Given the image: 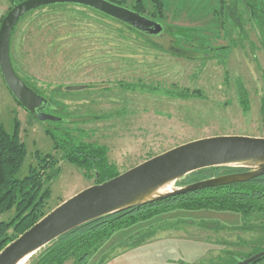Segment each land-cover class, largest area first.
<instances>
[{
	"label": "rangeland",
	"instance_id": "rangeland-1",
	"mask_svg": "<svg viewBox=\"0 0 264 264\" xmlns=\"http://www.w3.org/2000/svg\"><path fill=\"white\" fill-rule=\"evenodd\" d=\"M21 1L0 0V25ZM114 1L134 10L138 0ZM252 1L264 8V0ZM142 2V13L166 23L177 46L194 50L191 44L199 42L218 47V53L204 59L173 55L121 22L70 4L37 9L14 30V69L53 102L47 113L65 118L37 120L15 100L0 73V121L11 133L19 127L28 150L19 176L38 163L36 151L51 155L48 175L60 168L48 184L46 211L96 181L88 180L87 171L55 148L48 131L58 139L69 132L77 141L102 149L120 173L193 140L216 135L264 137V29L258 38L241 0L236 3L243 15L242 36L226 18L225 0ZM71 85L88 87L67 90ZM220 173L224 171L215 176ZM88 174L93 176V171ZM196 176L205 172L192 177ZM185 180L167 186L177 189ZM184 205H158L156 215L119 230L86 264H234L238 259L234 255L264 249V231L243 229L239 215ZM13 215L3 214L0 220ZM8 234L12 239L18 236L14 226Z\"/></svg>",
	"mask_w": 264,
	"mask_h": 264
},
{
	"label": "water",
	"instance_id": "water-1",
	"mask_svg": "<svg viewBox=\"0 0 264 264\" xmlns=\"http://www.w3.org/2000/svg\"><path fill=\"white\" fill-rule=\"evenodd\" d=\"M243 1L250 10L247 0ZM58 4L90 8L151 38L164 30L161 23L109 0H24L13 5L0 26V73L15 100L41 122L64 121L65 118L47 113L46 109L53 108V103L16 72L11 58V41L16 26L29 13ZM254 26L261 37L255 22ZM177 53L187 55L182 50H177ZM87 87L71 85L67 86V90L76 91ZM210 167H234L244 171L199 180L169 192H161L169 183ZM263 175L264 137L216 135L184 143L65 200L7 245L0 252V264H18L66 233L102 217L171 196L249 181ZM262 257L264 251L240 258L235 264H252Z\"/></svg>",
	"mask_w": 264,
	"mask_h": 264
},
{
	"label": "trees",
	"instance_id": "trees-1",
	"mask_svg": "<svg viewBox=\"0 0 264 264\" xmlns=\"http://www.w3.org/2000/svg\"><path fill=\"white\" fill-rule=\"evenodd\" d=\"M111 1L118 4V2L114 0ZM226 2L229 3V10L236 12V9L234 10L232 8V0H225V3ZM241 2L245 6V11L255 31L254 22L261 33V28L264 29V8H258L255 1L247 0L250 6L249 10L244 1L241 0ZM119 4L121 5V3ZM142 7V0H138L135 5L136 10L134 9V11L144 15L141 11ZM227 16L231 19L228 13ZM239 16L243 17L240 13ZM124 25L135 30L127 24ZM256 34L258 35L257 31ZM142 35L145 36L144 34ZM258 38L260 37L258 36ZM150 40L153 41L152 39ZM37 91L39 92V90ZM51 103L53 102L51 101ZM262 107L264 113V100ZM48 134H50L54 140L55 148L57 150H62L64 157L68 159L69 162L87 171L85 177L88 178V180L95 177V184L106 182L121 174L117 171L116 166L108 163L102 149L82 141H77L69 132L63 133L66 137L61 139L55 137L51 131H48ZM42 155V153L36 151L35 159L38 160L39 164L30 165L29 173L24 177L19 176L24 166L25 159L28 156L26 144L20 136L19 127L11 133L0 121V216L12 211L14 212L12 219L8 221L0 220V252L52 211L45 210L48 205L49 197L51 196V188L48 184L59 175L60 168H57L54 174L48 175V168L51 167V155ZM40 159L46 160V162L48 161L49 163H41ZM220 169L224 171V173L220 174L244 171L242 168L234 167H210L187 175L183 178L186 180L181 186L215 177ZM88 171H93V176H89ZM204 172L205 176L203 177H192L195 174ZM164 203L169 205L185 204L182 207H187L191 210L207 209L232 212L239 215L241 218L245 225L242 226L243 229L251 232L264 231L263 175L249 181L215 186L186 194L171 196L157 202L134 207L91 221L66 233L39 250L36 254L31 256L28 264H65L72 260L75 264H86V261L115 233L119 230L121 231L122 228L132 227L136 223L156 215L157 210L154 208ZM141 211L144 212L139 213ZM12 226L15 227L16 233L18 234L14 239L10 238L8 234V230ZM254 253L255 252H243L236 256L243 258L249 257ZM182 264L185 263L183 262Z\"/></svg>",
	"mask_w": 264,
	"mask_h": 264
},
{
	"label": "flooded vegetation",
	"instance_id": "flooded-vegetation-1",
	"mask_svg": "<svg viewBox=\"0 0 264 264\" xmlns=\"http://www.w3.org/2000/svg\"><path fill=\"white\" fill-rule=\"evenodd\" d=\"M232 8L234 10L236 9V12H233V10L230 11L229 10V3H227V2L225 3V9H226V12L230 15V18H231L230 20L233 23H235L236 25L238 24L237 25V27L239 28L238 34H239V36L240 35L242 36V34L244 32V25H243L242 17L239 16V4L236 3V2L233 3L232 4ZM227 13H226V18L229 19L228 16H227ZM148 18H150V17H148ZM150 19H153V18H150ZM224 19H225V16H224ZM153 20H155V19H153ZM155 21H157V20H155ZM157 22L161 23L163 25V27H164V30L162 31V33H160V35H158V36H154V38H151V37H149L148 35H145V34L144 35L147 36L148 38L152 39L153 41H155L156 44H158L159 46L163 47V50H165V51H167V52H169V53H171L173 55H178V56L187 57V58H200V59L214 58L215 55H216L215 53H218L217 52L218 51V47H216L214 45H210V44H208V45L207 44H202V43H199V42H196V43L194 42V43L191 44L193 46L192 48H194V50L193 49L190 50V49H187V48H183V47L177 46L174 43L173 40L171 41L172 36L169 33V26L166 23H164V22H161V21H157ZM223 25L225 26V22L223 23ZM224 49H225V46H223L222 50H224ZM177 50H182L187 55L186 56L179 55L177 53ZM263 251H264V249H261L259 251H256L254 254H257V253H260V252H263ZM254 254H251L250 256H253ZM236 257L238 259L242 258V257L235 256V255H234L233 258L235 259ZM243 258H245V257H243ZM238 259H235L234 264L238 262ZM226 260L229 261L228 258ZM263 261H264V257H262L260 260L254 262L252 264H260ZM229 263H231V262H229ZM225 264H228V263L225 262ZM231 264H233V263H231Z\"/></svg>",
	"mask_w": 264,
	"mask_h": 264
},
{
	"label": "bare ground",
	"instance_id": "bare-ground-1",
	"mask_svg": "<svg viewBox=\"0 0 264 264\" xmlns=\"http://www.w3.org/2000/svg\"><path fill=\"white\" fill-rule=\"evenodd\" d=\"M171 190H172L171 187L166 186V187H164V188L161 189V192L165 193V192H169V191H171ZM26 260H27V258L21 260L18 264H23Z\"/></svg>",
	"mask_w": 264,
	"mask_h": 264
}]
</instances>
